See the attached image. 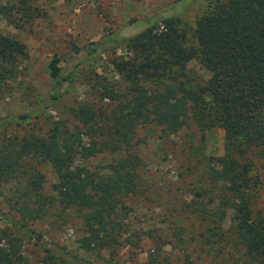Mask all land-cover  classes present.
<instances>
[{
    "label": "trees",
    "instance_id": "1",
    "mask_svg": "<svg viewBox=\"0 0 264 264\" xmlns=\"http://www.w3.org/2000/svg\"><path fill=\"white\" fill-rule=\"evenodd\" d=\"M27 2L20 0L22 5ZM20 8L14 3L0 4V18L12 21L13 13ZM28 15L34 13L28 11ZM152 20H133L131 24L144 22V28L129 36L112 37L115 45L126 46L131 54L112 61L116 71L130 83L129 99L123 100L106 89L104 98L119 100L113 110L73 108L70 114L78 121L73 129L55 122L47 136L30 133L1 139L0 196L2 184L12 178L22 162L46 161L56 175L54 197L41 191L44 174L33 169L23 189L25 197L15 206L22 219L28 222L41 217L54 199L61 207L82 212L86 234L79 239V248L112 249L119 245L123 227L116 219L117 210L136 185L134 165L124 157L110 163L105 175H97L76 164L77 157L87 159L131 145L140 124L154 122L168 133H176L190 118L200 129L224 130L225 152L211 158L207 171L209 183L219 186L217 195L208 192L211 201H217L216 207L202 208L218 223V232L211 235L221 234L224 210H231V237L243 248L242 264H264V214L253 209L258 180L249 158L251 151L264 157V0H210L194 22L195 45L187 43V32L178 25L175 15ZM106 39L94 43L100 46ZM25 57V44L0 31V81L12 76ZM193 59L209 72L207 79H199L187 68ZM58 63L59 59L53 57L49 64L51 100L57 99L62 84L72 78V71L60 73ZM15 118L27 121L30 116L25 113ZM13 119L0 117V126ZM204 194L197 192L199 196ZM26 232L36 235L34 230ZM36 241L44 255L35 264H90L40 235ZM21 246V236L0 227V264H31L24 260ZM183 264L193 263L186 258Z\"/></svg>",
    "mask_w": 264,
    "mask_h": 264
},
{
    "label": "rangeland",
    "instance_id": "2",
    "mask_svg": "<svg viewBox=\"0 0 264 264\" xmlns=\"http://www.w3.org/2000/svg\"><path fill=\"white\" fill-rule=\"evenodd\" d=\"M27 1L22 5L20 0H0V4L9 2L22 7L13 13L12 21L0 18V31L23 42L27 51L17 71L0 81V117H14L0 126V141L30 133L47 136L55 122L73 129L78 125L70 114L73 108H117L119 100L104 98L103 92L108 89L123 100L132 96L130 83L112 64L113 59H126L131 54L126 46L115 45L112 37L129 36L144 28V22L131 24L133 20L154 18L152 21L157 22L166 15H175L178 25L187 32V43L195 45L192 28L210 0ZM28 11L34 15H28ZM103 37H107L104 44L96 46L94 42ZM53 57L59 59L62 75L72 71V78L62 84L56 100L50 99L53 79L49 64ZM187 68L199 79L209 77L196 59L188 62ZM25 113L29 120L15 118ZM224 152L222 128L200 129L187 118L176 133L147 122L136 127L131 145L87 159L77 157L76 164L97 175H105L110 163L124 157L134 165L136 185L117 210L116 219L123 227L120 243L112 249L79 248L78 241L86 234L82 212L61 207L54 199L41 217L28 222L22 219L15 206L25 197L23 189L33 169L44 174L41 191L54 197L55 172L48 162L36 159L22 162L12 178L2 184L0 213L4 215L0 216V227L22 237L21 254L31 264L44 255L36 241L38 235L90 264H183L186 258L193 264H242L243 248L231 237L232 211L224 210L219 235H211L218 232V223L202 211L204 207H216L217 201L212 202L208 192L212 190L217 195L219 186L209 183L207 171L213 162L211 158ZM249 158L258 180L253 209L264 214V157L251 151ZM201 191L205 194L197 195ZM27 229L34 230L36 235L23 233Z\"/></svg>",
    "mask_w": 264,
    "mask_h": 264
}]
</instances>
